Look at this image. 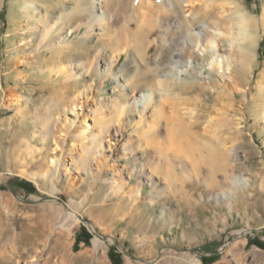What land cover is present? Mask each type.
<instances>
[{
    "label": "rangeland",
    "instance_id": "rangeland-1",
    "mask_svg": "<svg viewBox=\"0 0 264 264\" xmlns=\"http://www.w3.org/2000/svg\"><path fill=\"white\" fill-rule=\"evenodd\" d=\"M232 1L259 25L254 46L228 43L222 54L240 60L241 88L196 54L174 84L155 70V46L135 51L131 38L152 28L160 0H0V264H112L110 252L123 264H264V0ZM53 26L50 48L38 46ZM116 58L120 83L88 73L90 61ZM57 63L74 72L69 80ZM55 101L59 124L77 118L87 141L106 156L113 147L109 165L90 163L94 192L92 172L69 159L80 146L65 132L39 137ZM22 138L41 149L25 164ZM52 160H65L53 193L52 179L35 176L54 171Z\"/></svg>",
    "mask_w": 264,
    "mask_h": 264
},
{
    "label": "bare ground",
    "instance_id": "bare-ground-1",
    "mask_svg": "<svg viewBox=\"0 0 264 264\" xmlns=\"http://www.w3.org/2000/svg\"><path fill=\"white\" fill-rule=\"evenodd\" d=\"M210 1L211 0H205L203 2V6H199L194 3V0H160L161 4H159V6L157 5L158 20L154 23L152 28L148 32L143 30L142 32L139 31L134 33L132 36L131 39H133V42L135 43L134 49L143 56L144 54H148L149 50L155 46L156 53L153 62L155 70L166 80L171 79L174 84L181 80V74L184 71H187L189 68L191 69L193 67V59L196 57H201V60L203 61L207 60V58H210L212 60V68L218 67L220 70H222L221 72L223 74V78L226 76L233 78L234 86L236 88H241L242 82L239 81V75L242 71H244V69L241 68L240 60L238 59V63L236 64L233 62L234 64L232 65V62H228L222 54L225 52V47L228 43L232 48H245L248 45L254 46L259 33L258 21L243 5L235 1L214 0L220 3V7L222 9V11H218L217 13L214 9L209 7ZM225 8H230L232 12L231 17L225 15ZM99 18L100 17L96 19ZM229 23H231L230 26H228ZM54 28L55 26L43 34L38 46L50 48L48 42L51 35L53 34L52 32ZM88 28L89 27H87V29ZM92 32L93 31L89 29L87 36H92ZM152 35H155L157 38H155V40H151L150 38ZM61 53L62 50L59 47V57L61 56ZM193 54H196L195 58ZM117 62L118 58L110 61L100 59L99 61H96V63L94 61H90L88 63L90 66H88V73H99L105 78L114 76V69ZM100 63H102L103 70L100 68ZM56 65L57 70H54L53 72L61 73L67 80H69L70 72H72V74L74 72L70 70L64 71L63 66L59 63ZM123 73L124 70L121 71L120 75L114 76L119 83L121 80H123ZM140 86L141 84L135 85L132 89H138ZM127 87V84L124 85V89ZM260 88L261 92H263L264 78L260 81ZM56 96L61 99L63 92L59 91ZM149 97L150 96L147 94H142L138 104H142L144 107H146V105H148L147 103L149 101ZM77 99H75V101L70 104L68 103V109H66L64 104V115L67 114V111H74V106L77 103ZM135 102L133 101L132 104ZM12 104L13 100L11 95H6L4 97V107L10 108ZM55 105L57 106H55L57 113L54 115V117H47L40 121L38 128L39 130H42V134H40L39 137L41 138V141L44 142L47 135L54 138L55 132H57V134L65 132L67 138L70 140V142H73L75 147L80 146L78 149L80 155L75 158L73 156L74 151L71 149L69 150V157H71L69 159H71L72 164L81 161L83 165L82 171L85 174L88 175L90 172H92L93 182L91 183L90 191L94 192V188L99 181V173H95L93 171L90 163L96 162L97 164L105 163L106 165H109V159L112 157L111 153L114 152L113 147H111V145L109 146L110 150L108 152H110V155L106 156L107 150L102 147V145H96L98 142L97 138L94 137L90 141H87L84 132L80 128V122L77 121V118L70 122L65 119L64 124H59L60 117L58 115L60 111L58 110L61 106V102L56 103ZM126 107L129 108L130 106ZM49 126H52V128ZM119 135L120 127H117L114 129V134H112V137L115 139V137ZM27 140L28 139L26 138H22L21 141L26 142ZM66 142L67 139L65 138L59 139V143H61L63 146H65ZM26 143L28 144V149L24 150L23 153L19 155V159H21L22 156L25 157L24 164L27 163L29 157L35 158L36 152H40L41 150H37V148L36 150L31 148L30 142ZM113 145L116 146L115 143ZM125 150L126 153L130 155H134L136 153V148H134V146L131 144H129L128 149L126 148ZM91 151L93 154L90 155L89 153ZM88 157H90V159H88ZM65 160H62V163L59 160H52V164L56 167L54 171H39L35 175L41 176L47 180L52 179V193L54 191V186L60 180V177L63 173L61 165L63 166V162H65ZM65 171L66 169H64V172ZM113 183L118 185L120 184L117 179H114ZM87 199H89V195H87L86 199L83 200L80 205L84 206Z\"/></svg>",
    "mask_w": 264,
    "mask_h": 264
},
{
    "label": "trees",
    "instance_id": "trees-1",
    "mask_svg": "<svg viewBox=\"0 0 264 264\" xmlns=\"http://www.w3.org/2000/svg\"><path fill=\"white\" fill-rule=\"evenodd\" d=\"M260 244L264 246V244L262 243ZM110 258H111L112 264H123V260L121 259V257L116 255L114 252H110Z\"/></svg>",
    "mask_w": 264,
    "mask_h": 264
}]
</instances>
